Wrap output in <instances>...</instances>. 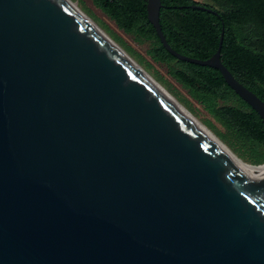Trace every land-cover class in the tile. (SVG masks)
I'll return each instance as SVG.
<instances>
[{"label": "water", "instance_id": "obj_1", "mask_svg": "<svg viewBox=\"0 0 264 264\" xmlns=\"http://www.w3.org/2000/svg\"><path fill=\"white\" fill-rule=\"evenodd\" d=\"M218 15L215 9L194 5ZM217 69L261 118L264 101ZM260 180L66 0H0V264H264Z\"/></svg>", "mask_w": 264, "mask_h": 264}, {"label": "trees", "instance_id": "obj_2", "mask_svg": "<svg viewBox=\"0 0 264 264\" xmlns=\"http://www.w3.org/2000/svg\"><path fill=\"white\" fill-rule=\"evenodd\" d=\"M92 1L119 28L150 40L148 52L152 58L170 66L176 80L213 105L221 123L250 145L253 164L264 161V125L260 116L225 83L217 69L178 60L163 47L147 19V0ZM160 1L161 30L174 50L208 58L217 48L223 27L222 63L264 101V0H211L213 5L195 0ZM194 5L211 7L218 15Z\"/></svg>", "mask_w": 264, "mask_h": 264}, {"label": "rangeland", "instance_id": "obj_3", "mask_svg": "<svg viewBox=\"0 0 264 264\" xmlns=\"http://www.w3.org/2000/svg\"><path fill=\"white\" fill-rule=\"evenodd\" d=\"M87 15L110 39H112L137 65L178 103H180L200 124L206 127L229 151L246 164L252 165L254 152L250 145L243 143L231 133L215 116L213 105L191 93L170 73V66L155 60L148 50L150 40L139 39L134 33L119 28L102 12L92 0H70ZM213 5L211 0H195ZM222 104L221 101L218 102ZM260 152L262 149L260 148ZM264 161L260 164H263ZM258 165V164H254ZM261 170V167H256Z\"/></svg>", "mask_w": 264, "mask_h": 264}, {"label": "bare ground", "instance_id": "obj_4", "mask_svg": "<svg viewBox=\"0 0 264 264\" xmlns=\"http://www.w3.org/2000/svg\"><path fill=\"white\" fill-rule=\"evenodd\" d=\"M84 19H86L100 34H102L104 37L110 39L87 15H85L80 9L74 5L70 0H66ZM113 45L124 55L126 56L133 64H135L143 73H145L135 61H133L114 41ZM146 74V73H145ZM147 75V74H146ZM148 76V75H147ZM149 77V76H148ZM150 78V77H149ZM151 79V78H150ZM160 89H162L199 127H201L234 161H236L238 164H240L243 168H245L254 178L260 179L261 170H258L256 167H261L258 165H250L242 162L240 159L235 157L229 149L225 147L223 143H221L206 127H204L202 124H200L195 118L180 104L178 103L171 95H169L162 87H160L153 79H151Z\"/></svg>", "mask_w": 264, "mask_h": 264}]
</instances>
